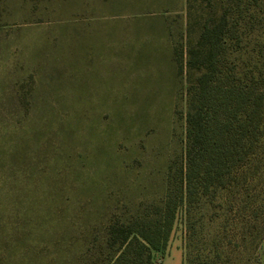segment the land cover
Segmentation results:
<instances>
[{
	"label": "rangeland",
	"instance_id": "374dc122",
	"mask_svg": "<svg viewBox=\"0 0 264 264\" xmlns=\"http://www.w3.org/2000/svg\"><path fill=\"white\" fill-rule=\"evenodd\" d=\"M239 6L0 0V264H94L109 222L159 202L184 166L186 49ZM248 12L238 24L264 59V0ZM234 185L248 208L227 215L226 259L264 264V136ZM171 245L184 257L180 207L154 264Z\"/></svg>",
	"mask_w": 264,
	"mask_h": 264
},
{
	"label": "trees",
	"instance_id": "16d2710c",
	"mask_svg": "<svg viewBox=\"0 0 264 264\" xmlns=\"http://www.w3.org/2000/svg\"><path fill=\"white\" fill-rule=\"evenodd\" d=\"M239 3L235 17L224 12L216 20L205 19L196 43L186 49L182 170L168 174L159 202L126 221L108 223V252L94 264H154L152 254L163 252L178 207L183 264H228L222 242L228 237L227 215L234 210L240 216L248 208H234V200H241L232 187L264 136V59L249 47L252 31L238 24L245 13L251 15L256 0Z\"/></svg>",
	"mask_w": 264,
	"mask_h": 264
},
{
	"label": "crops",
	"instance_id": "0c3cea01",
	"mask_svg": "<svg viewBox=\"0 0 264 264\" xmlns=\"http://www.w3.org/2000/svg\"><path fill=\"white\" fill-rule=\"evenodd\" d=\"M160 264H183V255L181 246L171 245L166 254L162 257Z\"/></svg>",
	"mask_w": 264,
	"mask_h": 264
}]
</instances>
